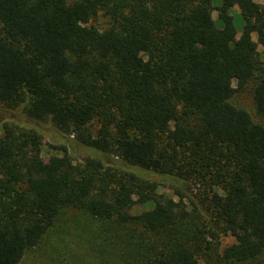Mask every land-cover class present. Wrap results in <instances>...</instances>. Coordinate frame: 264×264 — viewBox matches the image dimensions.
Instances as JSON below:
<instances>
[{"label":"trees","instance_id":"obj_1","mask_svg":"<svg viewBox=\"0 0 264 264\" xmlns=\"http://www.w3.org/2000/svg\"><path fill=\"white\" fill-rule=\"evenodd\" d=\"M100 11L104 29L88 25ZM259 44L257 0H0V102L131 167L66 147L45 159L37 129L5 123L0 264H21L67 207L139 229L127 264H264V125L231 102L256 79L264 116Z\"/></svg>","mask_w":264,"mask_h":264},{"label":"rangeland","instance_id":"obj_2","mask_svg":"<svg viewBox=\"0 0 264 264\" xmlns=\"http://www.w3.org/2000/svg\"><path fill=\"white\" fill-rule=\"evenodd\" d=\"M257 1L264 3V0ZM219 2L221 0H214V6ZM230 13L234 17L239 36L244 23L240 9L235 6L230 9ZM212 15L221 26L216 9L212 10ZM90 24L104 29L110 25V18L100 11L90 20L88 25ZM253 38L257 40L256 33H253ZM258 51L264 62V46L259 44ZM256 81V79L250 81L245 90L232 97L231 102L248 110L253 120L264 125V116L257 113L253 98V87ZM231 84L236 86V80L233 79ZM5 123L37 129L38 141L42 148L41 155L45 159L51 155L62 156L61 147H66L75 162H84L88 157H96L117 167L131 168L114 154L86 146L76 140L73 134H65L52 120L36 121L26 116L21 107L10 108L0 102V132H3ZM148 175L161 183L160 192L174 196L173 188L178 185L174 178L154 173H148ZM175 198L177 199V196ZM148 207L150 206L137 204L133 206L131 212L139 213ZM139 237L140 230L134 225L121 226L113 220L96 217L89 211L67 207L62 210L55 224L42 240L26 251L21 264H127L132 259L130 255L133 247H130V243L138 240ZM234 241L233 236L222 235L220 249ZM200 264H206L205 260H201Z\"/></svg>","mask_w":264,"mask_h":264}]
</instances>
